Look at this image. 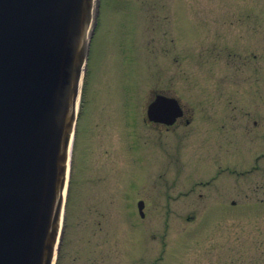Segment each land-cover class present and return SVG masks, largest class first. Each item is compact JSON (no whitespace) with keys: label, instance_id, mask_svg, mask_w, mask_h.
<instances>
[{"label":"rangeland","instance_id":"rangeland-1","mask_svg":"<svg viewBox=\"0 0 264 264\" xmlns=\"http://www.w3.org/2000/svg\"><path fill=\"white\" fill-rule=\"evenodd\" d=\"M93 27L56 264H264V157L211 180L220 154L242 172L264 153L263 103L258 150L232 129L225 155L211 147V120L239 117L221 78L248 88L225 54H259L264 88V0H99ZM156 95L179 98L193 125L146 122Z\"/></svg>","mask_w":264,"mask_h":264},{"label":"water","instance_id":"water-1","mask_svg":"<svg viewBox=\"0 0 264 264\" xmlns=\"http://www.w3.org/2000/svg\"><path fill=\"white\" fill-rule=\"evenodd\" d=\"M92 2L0 0V264L53 262ZM182 115L164 95L147 109L169 127Z\"/></svg>","mask_w":264,"mask_h":264},{"label":"flooded vegetation","instance_id":"flooded-vegetation-1","mask_svg":"<svg viewBox=\"0 0 264 264\" xmlns=\"http://www.w3.org/2000/svg\"><path fill=\"white\" fill-rule=\"evenodd\" d=\"M255 48H253L251 51H254ZM227 57V66H230L232 62L237 59L238 60V73L236 77V83H245L247 84V89L245 87H237V91L235 93H231V89L229 88V84L233 83V81H230L229 75L230 71H226L221 79L223 80V87H221L220 91V99L222 103L225 105L226 109H233L234 111L237 110L239 113V117L236 118H227V119H217L214 118L211 120V127L214 128V131L217 133V140L214 142L212 146H215L217 143V147L221 150V153L225 155V153L228 152L229 147V141L228 138L231 135L230 131L232 129V134L236 136V144L240 142V145L243 147V145L247 146L248 151L254 152L259 149L260 147V117L257 110H259L260 104H264V88H261L260 86V71H259V65L257 62L259 61V54H256L255 52L252 53H234V51H229L227 54H225ZM233 59L231 60V58ZM252 67V68H250ZM228 81H230L228 83ZM183 109V116L179 118L176 123L174 124V127H189L193 125L195 119L193 118V112L190 110H186V107L181 104ZM230 122H229V121ZM235 122V124H232V122ZM160 127V125H158ZM165 127L166 129H170L169 127H166L164 125H161ZM232 135V136H233ZM242 139L243 142L240 140ZM264 142V138H263ZM264 145V144H263ZM244 148V147H243ZM211 151H215V148L213 147ZM224 156L220 157L218 160H216L217 167L215 174L216 176L212 178L211 180H214L221 175L223 176V173L230 172L235 173L238 176L240 174H250L254 173L258 166L259 159L264 157V153L262 152L254 155L253 158L255 159V165H252L250 170H243L242 172H237L233 169H231L228 166H224L222 164H225L226 162L222 161V158ZM211 184V181H207L204 183V185Z\"/></svg>","mask_w":264,"mask_h":264},{"label":"bare ground","instance_id":"bare-ground-1","mask_svg":"<svg viewBox=\"0 0 264 264\" xmlns=\"http://www.w3.org/2000/svg\"><path fill=\"white\" fill-rule=\"evenodd\" d=\"M94 1V0H93ZM94 5H95V3L94 2H92V15H93V11H94ZM78 108V105L76 106V109ZM75 115L76 114H74V118H75ZM75 123V122H74ZM74 123H72L73 124V127H74ZM73 137V136H72ZM72 137H71V139H70V144H69V147H68V155H67V163L65 164L66 166H67V170L69 171V169H68V167H69V163H70V158H71V156H70V153H71V143H72ZM67 171V177L68 178H66V184L68 183V179H69V172ZM65 184V188H64V190H63V192H62V203H61V207H60V226L62 225V223H63V214H64V204H65V198H66V193H67V185Z\"/></svg>","mask_w":264,"mask_h":264}]
</instances>
